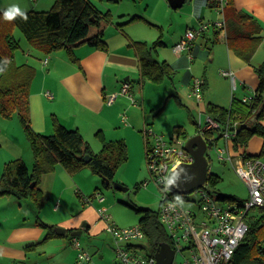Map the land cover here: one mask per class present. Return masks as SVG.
Wrapping results in <instances>:
<instances>
[{"label": "crops", "instance_id": "crops-1", "mask_svg": "<svg viewBox=\"0 0 264 264\" xmlns=\"http://www.w3.org/2000/svg\"><path fill=\"white\" fill-rule=\"evenodd\" d=\"M36 1L37 3L35 7H32L31 5L30 7H27V10L24 11H45L46 9L41 8H47L53 2V0ZM192 1L194 0H191V2ZM230 1L232 7L236 8L237 10H244L254 16L263 28V42L252 58V63L254 65H259L261 63H255L254 58H258V56L260 57L264 51V0ZM134 2L137 3L136 0H134ZM204 3L216 10L219 6L218 0H199L196 2L193 13L198 17L199 25L204 23L202 21L203 15L200 11V7ZM38 7L40 10L37 9ZM135 15L143 16L145 19L142 21L148 22L143 14H134L131 17ZM222 18L223 16L220 20H222ZM138 21L141 22V20ZM124 28L125 26L119 27L118 30L108 32L107 36H104V39L107 43L106 50L97 49L84 44L74 48L72 52L62 49L53 53H47L30 44L33 48V51L29 50L27 53H24L25 55H20L18 59L22 61L21 63L16 62V59L14 60L16 64H28L35 68L36 74L30 89V108L31 125L36 132L41 134L53 133V122L54 119H57L65 127L69 129H77L84 139L89 143V145L92 144V141L94 144H96L97 142L95 140H98L103 144L99 133L102 134L107 140L113 138L110 141H125L128 140L129 136H136L138 139L141 140L142 138L143 140L144 137L142 134L145 127L147 125L151 127L153 126L148 124L146 119L145 121H141V123H139L136 120L135 112L130 110L131 108L136 109L135 107H137L143 110L144 113V107L139 102L140 98L143 99V97H136L133 87L135 82L134 78H138L137 82L139 81V83H144L146 81H141L139 57L136 46L134 45L135 42L141 41L136 40L140 38L134 36L133 32H131V34L126 33ZM217 30L220 29L213 28L212 24L209 29L200 36V38L205 39V44L202 45V47L208 48L211 45V47L208 49L211 51V48L214 47L216 43L219 44L223 43L224 41V45L228 51L229 68H225L223 70H233L235 72L237 76V85L239 83L240 86L241 83L242 87L245 89L246 87L244 84H248L256 89L259 83V77L254 71L253 67L247 64L243 59L238 57L227 47V29L220 30L216 36L215 32ZM221 32H223V35L220 34ZM212 34L215 36L214 40H212ZM183 37L184 36H181L180 40ZM158 39L163 42L159 48L162 46H167V43L164 42L161 37ZM176 44L172 46V52H170L169 56L166 55V58H164L163 61H166L178 71L179 68L188 66V63H193L195 61L196 57L194 56H196L198 52V43L196 40L189 50H185L180 54H177L174 51V46ZM157 50L158 49H156V51ZM47 59L48 62L45 64L44 62ZM156 59L162 62L161 58L156 57ZM171 81H173V79ZM125 82H129L131 84V94L137 101V104L135 105L131 101L129 95L121 94V88ZM192 82L193 81L191 79L189 82L186 81L188 91L187 97L195 100V98L189 95ZM204 82L205 85L203 89L207 87V81L205 80ZM46 92H50L53 95V99L48 98L46 96ZM112 94H117V98L113 103L108 104L107 99ZM129 101L131 102L132 107L129 106ZM202 101L203 99L201 101H197V103H201ZM127 112L129 113V116L127 115ZM16 117L17 115L13 116L12 119H6L0 115V176L3 173L6 163L12 160L22 159L25 161L28 167H33L34 159L29 141L22 125L20 124V121H17L19 119H15ZM120 119L122 122L124 120V123H128L127 120L129 119L132 126L119 129V125H121ZM154 130L158 132L156 129ZM164 130L168 129L165 128ZM172 137L174 136H170L169 138ZM174 138H182L186 141L189 139L185 135L181 136L179 131L177 136ZM144 143L147 153L146 140ZM233 144L234 143L231 144L225 141V148L231 151L233 154L236 152L235 155L242 153L246 154L247 156L261 157L259 155H250L245 151H238L242 148L236 150L234 149ZM262 146L263 140L261 144V150ZM208 148L209 143H207L206 150L207 161ZM222 162L227 163L228 161ZM209 174L208 161V177L204 184L208 181ZM81 181L82 179L80 178L78 172L70 173L59 164L56 166L53 172L43 176L42 182L40 184V189L43 195L42 207L39 208L35 201L33 199L32 200L36 207L39 210H42L41 208H45L46 204L52 205L53 203L54 205L56 200L60 202V200L65 198L67 193L72 194L75 188H77L75 193L81 198L84 196L82 191H80L81 189H79L82 187ZM187 195H184L185 198L183 199H186ZM70 199L71 197L68 196L67 200ZM22 203V199H18L13 196L6 195L0 197V260L5 258L6 260H4V264H73L77 256V251L72 246V239L73 237H78L81 241V236H72V231L83 229V225L87 223L85 221H89V223H87L88 227L85 230L88 231V233L99 234L103 231H107L105 229L106 223L99 218L98 211L101 208L96 209L98 219L94 221L95 217L90 218V214L87 209L82 210V215H68L66 213H61L63 207H61L59 203H56L52 209V212H54V214L58 212L59 215L54 223L48 225L59 226L63 229H66L67 232L65 235H59L55 231V236L46 238V230L40 225L42 221L37 219H29L28 215L24 214ZM63 204L67 207L65 202H63ZM84 204L87 203L85 202ZM31 245L33 246L29 247ZM100 258L103 259L104 255H101Z\"/></svg>", "mask_w": 264, "mask_h": 264}, {"label": "trees", "instance_id": "trees-1", "mask_svg": "<svg viewBox=\"0 0 264 264\" xmlns=\"http://www.w3.org/2000/svg\"><path fill=\"white\" fill-rule=\"evenodd\" d=\"M3 12L0 10V69L4 70L0 73V115L6 119H12L17 115L29 141L34 163L32 169H29L22 159L6 163L0 176V197L7 195L18 199L31 198L39 208L42 207L43 195L40 184L43 176L53 172L59 164L70 173L90 168L103 178L107 187H110L115 172L128 160L125 141L107 142L99 133L103 146L101 152L95 154L77 129H69L57 119L53 122V133L36 132L31 125L30 108V89L36 72L31 65L15 63L14 53L19 44L13 35L15 29H20L30 44L47 53L62 49L72 52L74 48L84 44L106 50L104 33L110 23V11L100 12L90 0H55L49 10L26 11L27 21L18 17L13 22H7L3 20ZM143 19H145L143 16L135 15L129 21ZM225 20L227 47L253 67L259 77V83L252 102L244 103L242 99H237L233 95L229 108L208 103L206 113L223 125L229 121L239 122L237 137L233 142L236 150L247 145L252 137L260 136L263 139V146L259 155L262 156L264 61L254 65L252 58L263 42V28L250 13L232 7L230 0L225 7ZM219 31L215 32L216 36ZM162 44L160 39L152 45L146 42L134 43L139 57L141 81L150 80L160 85L165 79L172 80L176 74L169 63L156 59V48ZM6 58L10 61L9 64L4 62ZM204 85L205 82L203 87ZM178 131L182 134L179 129ZM87 156L92 157L89 162H85ZM106 180L110 181L109 185L106 184ZM208 181L215 187L221 178L210 173ZM181 196L185 198L184 195ZM218 198L228 199L222 195H218ZM255 210L256 213L252 212L248 218L249 230L228 264H264V209ZM136 211L139 214L142 212L138 224L144 229L146 238L152 246L151 255H154L161 243L170 241L167 232L159 221L158 211L149 209ZM40 225L46 230V238L55 236L54 226L43 222Z\"/></svg>", "mask_w": 264, "mask_h": 264}, {"label": "rangeland", "instance_id": "rangeland-1", "mask_svg": "<svg viewBox=\"0 0 264 264\" xmlns=\"http://www.w3.org/2000/svg\"><path fill=\"white\" fill-rule=\"evenodd\" d=\"M54 1L47 8L41 9L48 10L52 8L55 3ZM90 1L100 12L107 13L110 11V24L104 33L105 37L108 32L118 30L122 25L123 27L125 26L124 31L126 33L131 34L133 32L134 36L140 38L136 39L137 41L147 42L152 45L154 41L161 37L167 43L166 47L156 48L158 50L155 55L161 58V61L166 58V55H170L172 46L182 40H180L181 36H185L188 29L200 26L198 24V17L193 13L195 4L199 0L187 1L179 9L172 8L168 0H136L137 3L134 0ZM36 3V0H0V10L4 11L13 4H18L23 10H27V7L31 5L35 7ZM200 11L203 15L202 21L208 25L220 21L222 17L218 10L211 8L205 3L201 5ZM134 14H143L148 22L142 20L141 22H130L129 20ZM220 34L223 35V32ZM14 37L19 44V48L15 51L14 60L16 59V62L21 63L22 61L18 57L25 55L24 53H27L29 50L33 51V48L20 29L17 28L15 30ZM214 39L215 36L212 34V40ZM197 43V55H192L196 57L195 61L188 63V66L179 68L178 71L175 70L176 74L173 81L165 79L160 85H157L150 80L139 83V81L137 82L138 78H134V92L136 97H143V99L140 98L139 102L144 107V113L143 110L137 107H135L136 109H130L132 107L130 101L129 109L135 112L136 120L139 123L146 119L148 124L167 137H176L179 129L182 133L180 134L181 136L184 134L187 138H190L198 135L200 118L202 127L205 126L208 117L205 107L209 102L229 108L234 94L237 99L253 95L254 88L248 84H244L246 87L244 89L242 84L240 83L239 86L238 83V89L233 91L230 79L220 74L221 70L229 68L228 51L224 45V41L223 43H216L211 48V51L208 50L211 45L208 48L202 47L205 44L204 38L198 37ZM263 61L264 51L260 57L254 58V62L257 64ZM190 79L192 81L200 80L203 83L205 80L207 81V87L202 89L203 101L201 103H197V101L187 97L186 81L189 82ZM128 112L127 115L129 116ZM15 119L17 120L18 117ZM127 121L128 123H124V120L122 122L120 119L121 125H119V129L132 126L131 121L129 119ZM165 128L168 130H164ZM144 139L142 140L141 138L140 140L136 136H129L128 140H125L128 149V160L115 172L114 180L110 187H107L103 182V178L95 174L90 168L79 170L78 174L82 179V187L79 189H81L80 191H82L84 196L80 198L75 193V190H77L75 188L72 194L67 193L65 198L60 200V202L56 200L55 204L59 203L63 207L61 213L82 215V210L87 209L90 214L89 217H95L94 221H96L98 219L96 209L106 207L113 221L119 227L124 228L138 224L142 212L139 214L136 210L149 209L158 211L165 194L163 189L153 180L148 169ZM214 139V144L209 145L207 152L209 173L218 175L221 181L215 187H211V191L216 196L222 195L228 197L224 201L233 200L229 198H235L234 200L236 201L247 200L250 195L249 189L235 171L234 165L231 162L224 163L218 158V149L226 147L225 140L222 137L219 138V134H215ZM261 139L260 136L252 137L247 145L238 151H245L250 155H259L263 140ZM110 140L106 139L107 142ZM180 140L186 141L182 138ZM95 141L97 143L94 144L92 141L90 146L95 154H99L103 144L98 140ZM234 153L236 154V152ZM261 159H264V155L261 156ZM29 169H32V166H29ZM146 180H150V182L147 187H143L142 184ZM114 184H120L126 187L127 190H118L114 187ZM98 192L102 193V196L105 198L102 203L99 202L98 198H95V194ZM177 195L175 194L173 197L175 198ZM68 196L71 197L70 200H67ZM179 196L182 198V205L185 207L194 206L192 201L188 200L198 201L200 199V194L195 191L188 194L186 199H183L181 195ZM22 202L24 214L28 215L29 219H37L47 224L54 223L57 220L59 213L56 212L54 214L52 212L55 204H46L45 208L39 210L30 198L22 199ZM63 202L66 203L67 207ZM85 202L87 204H84ZM253 213H256V210ZM85 222L89 223V221ZM54 228L56 231L57 228L61 227L54 226ZM81 242L83 248L93 255L97 264H115L117 260L114 251L115 243L112 235L107 231L99 234L84 231L81 235ZM140 243L151 247L148 239L142 240ZM143 251L146 252V248H143ZM101 255H104L103 259L100 258ZM186 257H188V254H178L175 262H183ZM4 260L6 259L2 258L0 264H4Z\"/></svg>", "mask_w": 264, "mask_h": 264}, {"label": "built area", "instance_id": "built-area-1", "mask_svg": "<svg viewBox=\"0 0 264 264\" xmlns=\"http://www.w3.org/2000/svg\"><path fill=\"white\" fill-rule=\"evenodd\" d=\"M218 4L217 10L223 18L214 23L213 27L225 30V7L228 0H218ZM210 26L201 23L198 28L188 29L182 40L174 46V51L180 54L189 50ZM47 62L48 59L44 63ZM221 74L231 80L233 91L238 89L237 76L233 70H222ZM131 88L129 82L123 83L121 94L129 95L135 105L137 101L131 94ZM202 89L203 82L194 80L189 95L201 101ZM255 90L252 96H245L242 101L252 102ZM46 96L53 99L50 92H46ZM116 98L117 94L110 95L107 99L108 104L113 103ZM239 126L238 121H229L223 125L208 116L205 126L202 127L200 122L198 134L202 135L210 146L214 144L215 134H219L227 143L232 144L237 137ZM214 132L216 133L213 134ZM143 136L147 143L148 169L153 180L165 194L158 210V217L170 240L168 244L174 250L171 264H228L249 230L248 218L251 212L255 209H264V159L242 153L235 155L226 148H219V160L234 165L235 171L249 189V198L241 201L221 200L211 191V185L207 181L201 188L194 190L200 194V199L188 200L192 201L194 206L185 207L175 200L170 190H165V185L161 182L174 167L178 168L182 164L194 162V157L184 148L185 141H181L180 138H169L163 133L156 132L149 125L145 127ZM149 182L150 180L145 181L142 186L147 187ZM95 198L101 203L105 200L99 192L95 194ZM98 214L100 220L106 223L105 229L114 239V251L117 256L115 264H157L156 252L151 255L152 246L140 243L147 239L140 224L120 228L113 221L106 207H102ZM72 246L77 251L73 264H97L93 255L83 248L78 237H73ZM143 248H146V252ZM178 254H188V257L183 262L177 263L175 258Z\"/></svg>", "mask_w": 264, "mask_h": 264}, {"label": "water", "instance_id": "water-1", "mask_svg": "<svg viewBox=\"0 0 264 264\" xmlns=\"http://www.w3.org/2000/svg\"><path fill=\"white\" fill-rule=\"evenodd\" d=\"M191 0H169V4L174 9L181 8L185 2ZM185 150L192 154L195 161L192 164H182L177 168L180 172V176L176 185L170 187L171 194L187 195L194 189L201 187L208 177V161L206 158L207 142L202 135H196L189 138L185 143ZM92 159L91 156L85 157V162H89ZM106 184L109 185L110 181L106 180ZM114 187L118 190L126 191L127 188L114 184ZM88 224L83 225V229L74 230L71 232L72 236H81L83 231L86 230ZM57 234L65 235L67 230L63 228L56 229ZM157 264H171L174 258V250L168 243H161L155 253Z\"/></svg>", "mask_w": 264, "mask_h": 264}, {"label": "clouds", "instance_id": "clouds-1", "mask_svg": "<svg viewBox=\"0 0 264 264\" xmlns=\"http://www.w3.org/2000/svg\"><path fill=\"white\" fill-rule=\"evenodd\" d=\"M22 18L24 21L28 20V15L26 14V11H24L18 4H13L10 5L9 7H7L6 10H4L3 12V20L7 21V22H13L15 21L17 18ZM5 64H9L10 61L6 58L4 60ZM4 70L0 69V73H3ZM178 167V165H177ZM180 176V172L177 171V168L174 167L171 170V173L165 177L162 178V183H164L165 185V190H169L171 186L176 185L177 180ZM175 200L179 203V204H183V200L182 198L177 195L175 197Z\"/></svg>", "mask_w": 264, "mask_h": 264}]
</instances>
